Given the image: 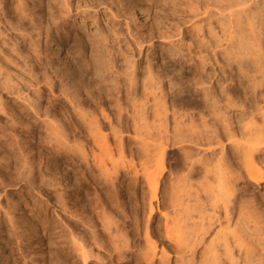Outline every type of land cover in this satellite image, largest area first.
<instances>
[{"label":"rangeland","instance_id":"obj_1","mask_svg":"<svg viewBox=\"0 0 264 264\" xmlns=\"http://www.w3.org/2000/svg\"><path fill=\"white\" fill-rule=\"evenodd\" d=\"M48 1L50 4L53 3L54 6L53 15L57 16L58 8L56 7L55 1L44 0L46 6L48 4ZM261 1L262 0L259 1L257 0L258 3ZM2 2L5 3L7 9H4L2 6L3 4H1L0 6V102L2 106L0 107V264H185L184 260L186 259L187 261L188 258L186 257L185 259H183L185 254H186L185 256L189 255V259H190L189 263L202 264L203 261L208 260L209 257H210L209 260H211L212 258L211 256L203 255V253L208 254L207 253L208 250H206V248L209 245L207 242H211V241L213 242V238L217 237L216 235H218L219 238L220 235L222 236L224 233L227 232L228 229L230 231L233 227H234L233 228L234 231L233 230L232 231L235 233V229L238 226V225L237 226L234 225V224H238L235 221L238 220L239 217L242 218L247 211H250L249 214L251 215L252 213L251 211L253 209L254 213L257 215L256 217L254 216L255 220H258L257 217L261 215L260 219L261 220L263 219L264 222V178L263 181H260L258 183L251 182L249 177L244 173V171H241V169L243 168L240 167L243 166V163L242 162L239 163L238 160H236L235 162L230 155H229L230 160L232 159L233 161L229 160L228 169L229 172L232 171L233 169L232 171L233 173L226 174L224 172V174L221 175V179L225 174L228 175L227 176L228 178L230 177V175H232L233 180L231 181L230 180L231 177H230L228 179L230 180V182L227 181L229 183H232L230 186H228L229 188L232 187L231 189L232 191H230L232 192L231 194L232 197L229 194L230 189L228 187H227L228 193L225 192V194L227 193L230 195V197H227V195L225 197L232 198L230 199L231 201L229 204L231 207L228 205L229 202L228 203L224 202V204L226 203L228 205L227 209L231 208L233 210L231 212V209H228L229 212H227L228 214H226L225 216L224 213H226V211L225 212L223 211L224 205L222 201H227V199L224 198L225 200H222L220 203V199L219 200L217 199V197L219 198V196L216 197V195H219L218 193H224V192H220V190L222 191V188L221 186L219 187V184L217 183V182L221 183L224 180V178L222 180L220 179L221 182L216 180L217 178H215L216 171L214 167L219 168L221 164L218 165L219 162L218 161L217 164H215L216 162L214 163L215 166L213 165V163L210 165V163L216 159V155L218 154L219 149L216 150L217 147L212 151L214 153H211L215 155L214 156L215 159H214V157L211 155L208 157V155L210 154L208 152L210 151L207 150V147L205 145L202 146L201 143L194 144L196 142H192L191 140L187 139L188 142L190 141L189 143L192 144V145L189 144L190 145L189 146L187 145L188 144L187 140L184 141L185 144L182 143L183 142L182 141L180 142L181 144L178 143V145L174 144L175 142H173L172 144L168 141L169 145L170 144L171 145L166 146V152L164 153L165 155L163 156L164 158L162 159L164 163L162 164L161 162L162 165L159 164L160 162L156 163V161H158V157L156 161L155 160H152L153 162L150 161L151 159H153V156L151 158V154L153 151L151 148L153 147V145L155 147V145L157 144L156 142L159 140L158 138L156 140V137L160 136L159 134H161L160 132H162L163 130L162 129L163 125L160 126L156 125L157 126L156 127L157 132H156L155 125L151 124L153 122L151 121V117L153 120L156 119V123L154 120L153 124H158L157 119L159 117L158 115H156L157 114L156 112L160 110L158 104H162V101L158 102L157 100L158 95L155 93L160 92V94L161 93L164 94V98H163L165 104L164 107L165 109H167L166 111L167 118L165 122L166 124L165 127L166 128L168 127L167 130L170 129V132L168 131L169 135H171L172 132L174 133L173 129L175 127L176 128L180 127L179 128L180 133L184 134L187 137L189 135L188 133H190V129H189L190 126L192 127V130H196L198 128L199 125L198 114L200 113V109L202 110L199 101L200 94L198 92L194 93L193 90L194 86L191 85L192 82V78H191L192 75L190 74L191 68L188 69L187 66L190 64L198 63L199 50L202 49L204 51V49L201 48L202 43H199V40L195 35L196 30L191 25L192 22L189 21L188 19V15L190 14L188 12V7L185 4H183L181 0H165V1L155 0V4H153V7L151 8L141 9L142 11L134 8L133 9L134 16L131 13L129 15L122 11L123 0H70L69 12H67L66 15L64 16L66 19L65 20L66 24L62 26L61 25L57 26V29H55L54 23L48 24L51 23L52 21V17L50 18V16H52L51 15L52 11L48 6L47 7L44 6L43 9L41 10L42 12H40L39 14V16L42 15L40 17V21L43 20L41 21L42 24L39 22L40 23L39 25L37 22L35 24L36 25L38 24L39 26L36 27L35 25L34 27L33 22L28 21L27 19H23V20L19 19L17 12L13 8L14 7L13 0H2ZM25 2L27 7L29 6L32 8V0H25ZM261 4L262 5H260L259 3L260 7L258 8L263 7L262 9L264 10V6H263L264 0L262 1ZM211 18H212V22L216 20L214 16ZM19 22L23 23V26H21V28L12 27V25L17 24ZM60 22H61V18H58L57 23L62 24V22L61 23ZM47 24L51 28H53L50 29L49 31L51 32L53 31V32L52 33L50 32V34L52 35L50 41L48 39V41L46 42L43 38V31L41 30H44L42 27L43 25L48 26ZM214 24L217 25L216 22L213 23V25ZM30 25H32L33 27H31ZM62 27H67L68 29L76 30V33L78 32V34L83 40V43L85 44L84 49L87 52V54H90L89 51L97 52L101 49V54L103 53L102 54L104 57L103 61L105 60L104 64L106 65V67L103 64L102 66L100 65L99 67H103V66L105 67V68L103 67L100 71L99 69H97L99 68L97 67V65H99V62L98 63H96L95 61L93 62L92 58H90V62L87 65L85 63L82 62L80 63L76 61L77 60L76 58H72L75 53L73 52V49L70 50L68 48L70 45L69 41L71 37L70 34L69 35L64 34V30L62 29ZM33 28L40 29L38 30L40 32H38L37 29H35V31L37 33H40L39 44L43 49V51L45 50L44 52L47 53L45 54L48 55L47 57L49 58L48 59L49 62H46V60L43 58H39V59L36 58L37 59L36 60L34 58L35 54H32V51L30 50L31 46H29L28 44L29 43L28 40L30 36L29 34H27V32L31 33L32 31H34ZM219 28L220 26L217 25V27L215 28L216 33L219 31L221 32ZM204 29H206V27H204ZM98 30L101 32V35L105 37V40L103 41L102 47L96 46V48L94 49L95 46L93 47L92 46L93 44L91 42L98 37L96 36L99 33ZM34 32H32L31 34H34ZM205 32H206L205 34L208 33L207 30H205ZM91 33L92 36L95 35L93 37V40ZM210 35L211 33L205 36L209 37V40L211 38L214 41L215 39ZM42 49H40V51H42ZM221 51L222 49L220 50L221 54L219 53L218 55V57H220L218 58L220 62L219 61L215 62L213 58H209L208 63L206 64V66H204L206 68V71H204L205 73L202 71V73L205 75L207 72V74L210 75L212 79L216 75H218L219 77L222 74V76L220 77H223L224 75H225L224 77H226L227 75H229L228 73L230 74L232 73L233 78L239 77L240 80L245 81L246 78L244 77V74L236 70L235 62L234 63L232 62L230 66L233 67V71L230 70L228 63H226L225 61L226 56L224 57L223 55L225 54ZM93 52L92 54H96V52L95 53ZM42 53L40 55L38 54L39 57L44 56V54L42 55ZM69 53H71L72 55ZM74 56L76 57V54ZM68 58L69 59L71 58L72 61L71 59L69 61ZM128 58H133L136 61V68H135L136 78H135V84L133 86H129L128 83L129 81L126 78L127 72L129 70L127 66ZM189 58H192V60L189 61L188 60ZM71 62L73 64H71ZM62 63L67 64L68 68L66 67V65H61ZM58 64H60V66ZM79 65L80 67L78 68ZM90 65H92L91 67L93 69L90 67ZM69 66L71 67L70 69ZM82 66L84 68H82ZM72 68H74L73 69L74 71L72 70L74 73L71 72ZM148 68L150 70H148ZM66 69L69 70L66 71ZM196 70H199V68H197ZM223 71H225V73H223ZM42 72L46 74H42ZM198 72L200 73L201 69ZM198 72H194L196 78L200 76L201 77L204 76L201 73L200 76H198L199 75ZM54 74L59 75L60 78L59 79L55 78ZM44 75L46 77L43 78ZM7 78H9V80ZM150 78H152L154 81ZM7 80L8 82L9 81L11 82L7 83L6 82ZM150 80L152 82H149ZM5 82L9 85H7ZM92 82L94 85L91 84ZM155 83L159 86L158 88L153 87L155 86ZM187 84L189 87L187 86ZM4 85H6L7 87ZM75 85L76 87L78 86V88H76ZM72 94L74 96H72ZM113 95H114V99L112 97ZM131 95L135 97L133 99L135 102L132 100L133 97ZM70 96L71 99L75 97L73 101L77 99L80 101L79 102L77 100L76 103L78 104L79 102V107H81L82 111L85 109L82 112L83 115L80 112L79 114L77 113L79 109L76 110L74 109V107H72L70 103L71 102ZM115 96L119 97L120 109H118L117 106H115ZM34 97H36L35 100L33 99ZM28 98H30L32 102L29 101ZM189 98H192V100H189ZM243 98L244 96L240 95V99L243 100ZM154 99L157 100L156 104ZM33 101L39 103V107L40 109H42V111L48 110L47 113L49 114L51 112V115L49 117L52 120L48 118L47 121L44 118L46 125L44 124V122H42V118L44 116L42 117L34 116L35 114L31 111L30 105L35 103V102L33 103ZM192 101H194L195 104H193ZM136 104H137L136 108L138 107L141 108V106H143L144 111H141L142 109L141 108L139 109L140 112L137 113L136 112L137 109L135 108L134 110V107H132L133 105L135 106ZM190 104L193 105L194 108ZM155 106L156 108H154ZM99 108H101V110ZM191 109H194L193 112ZM102 110L105 111V112L103 111L104 113L102 112L103 114H101ZM186 110H188L189 113L192 112L190 113L192 116L191 117L192 123L189 121V119H187L186 115H183L181 117L178 116L179 113L188 112ZM134 111L141 117L146 118L147 123L145 119L141 120L142 118L139 116H138L139 118H136L135 120L137 125L134 122H132V120L135 117L133 113H132L133 115L130 114L131 112ZM152 111L153 114L155 113L157 118H155L156 116L152 114ZM53 115L54 117H51ZM152 115L155 117H153ZM130 116H133L134 118ZM53 118H55L54 120L55 122H57V123L54 122V125L56 124L55 127L59 125L58 129L56 128L52 129L53 127H49L50 126L49 119L51 121H54ZM116 118L120 119L119 121H122V123L124 122V124H122L121 127H119L118 124H116V121L118 120ZM109 120H111L113 124L115 123V125L113 124L112 125L114 128H116V130L117 127L118 130H122V132L120 131L122 135L118 133V135H120L123 139L122 141L123 144L119 147V149L121 147L123 148L122 153H118L116 150L118 149L117 146L119 145L114 144V142H116L115 141L116 139L113 140V138L115 137L113 135L111 136L112 133L110 131L111 129L108 128V126L110 125L109 122H111ZM96 121H98V124ZM138 121L139 124L137 123ZM141 121H144L145 124L144 122H142L141 125ZM158 121H160L159 122L160 124L161 120L159 119ZM172 122H174L173 124L175 125L171 126ZM93 123L97 124L99 128L101 127V129L103 127L102 130L100 129L101 133L99 131L101 135H103L104 132H107L106 134H104L107 135L106 138H108L107 139L108 143L107 142L106 143L107 145L109 144L108 145L109 147L106 150H105V146L102 145V142H105L103 136H100L99 133L96 134L95 131L97 132V130H95L94 132H92L93 129L87 130L90 127L93 128L92 127V125L94 126ZM133 124L136 127L138 125H141L138 127L139 128L141 127L142 129L139 130L137 128V132H136V134H140V135L142 134L141 138L143 137V135L145 136L141 139L140 136L138 135L141 141L137 140L136 138L137 135H135V131H134L136 127H134L135 129H133L134 126ZM178 124H180V126H177ZM143 125H148V126H146L145 128V126ZM149 125L151 128L152 126H154L153 127L154 129H151ZM147 127H149L148 129H150L151 131L148 130ZM144 128L146 130L145 131L146 134L143 131ZM55 129L58 130V132H60L62 135L60 133L58 134L56 133V135L58 136L57 137L55 135V132L54 133L51 132L52 130L56 131ZM158 129L160 132H158ZM185 129L187 130L186 131L187 133L185 132ZM199 129L200 127L197 129V131H199ZM90 130L92 133H89ZM181 131L185 133H182ZM155 132L158 134L157 136L155 135L156 137L152 135V133L154 134ZM60 135L62 136L63 139H61ZM161 135H163V132ZM53 136H55L56 138H54ZM65 137L67 141L65 140V142H63ZM151 137H152L153 145H152V141L148 140L151 139ZM59 139H61V141ZM154 139L156 140L155 142L156 144L154 143ZM71 141L74 144V146L69 145V148H67L68 144H70ZM223 141L224 143L226 142L225 140ZM58 142H60V144ZM62 143H65V146L67 144V146L65 147L64 144ZM140 144L142 145L141 147ZM149 144L152 145V147ZM182 145L183 146L185 145V148ZM195 145L197 146L195 147ZM225 145L229 146L227 142L225 143ZM70 146L72 149L70 148ZM103 146L104 149H102ZM181 146L185 150L181 148ZM186 146L188 147L187 149ZM196 148L198 151L196 150ZM153 149L155 150V148ZM183 150L185 153L183 152ZM195 150H196V154L198 155H195ZM202 150L203 151L205 150L206 152L205 151H204L205 153L201 152ZM226 150L227 153L229 154L233 152L232 147L230 148L226 147ZM119 152H121V149ZM154 152L153 154L157 155V153ZM191 152H193V155L190 156V154H192ZM197 152H200L201 154ZM215 152L217 154H215ZM202 154L203 155L205 154L206 161L208 160L207 162L205 161V159L203 160L204 156ZM188 155L189 157H191L189 158L190 162H184L183 160L189 161ZM22 156H24V158ZM183 156L184 157L187 156V157L183 159ZM201 156H203L201 158L202 160H200V162H197ZM194 158H196L197 161L194 160ZM262 158L263 160L260 163L255 165L252 164V172L258 173L262 170L264 171V154ZM154 159H156V157H154ZM23 161H26L27 163L25 162L26 164L22 165ZM98 161L100 162V164L98 163ZM101 162L103 164L102 166H100ZM143 162L148 165L145 164L142 165ZM154 162L155 164L160 165L159 167L160 169L158 168V170L159 171L161 170V172L156 173L157 175L158 173H160L159 176L157 175L154 176L155 177L154 179L158 181L157 184L155 181L156 186H154L157 188L156 190L153 189L151 191V188L149 187L148 184L150 176L148 175L147 178V174L151 173L152 175L153 172L155 173L156 171L155 167L156 166L158 167L159 165H154ZM202 163L206 164L205 166L207 167L208 172L211 170L210 167L214 168V169L212 168L211 171H215V172L214 173L212 172L211 175L212 176L214 175L215 179L213 177L208 178V181H210V179L211 181H213L212 179H214V181H217L216 185L215 183H213L212 185L211 181H210L211 184H209V182L207 181V177L211 176L209 175L211 172L208 173L205 170L206 167L203 166L204 164ZM230 163L232 165H230ZM237 165H239L240 167H238ZM143 166H146L147 168L144 167L145 168L144 169ZM161 166H163V171L161 169ZM188 166L189 168H191V171L190 169L187 168ZM202 166L205 168H203ZM231 166H233L232 169ZM101 167H103L102 169L104 170L108 169L107 172L104 171L106 172L104 173L103 171H101L100 169ZM235 168L236 169L238 168L239 171L237 169V172H235L234 174V171H236ZM203 169L205 170V172ZM221 169H224L223 171L227 170L226 172L228 173V169L225 168V166L222 165ZM26 170L28 171V173ZM145 170L147 173L145 172ZM108 171L110 172V174L108 173ZM223 171L221 170L222 173ZM186 172H188L189 175L185 174ZM107 173L109 175H106ZM236 173L241 174V176L237 177ZM201 174L204 175L201 176ZM110 176L112 178L113 177L116 178L112 179ZM173 176L174 179L172 178ZM181 176H183V178L184 176H187V181L185 179L184 182L182 178V182H181V179H179ZM152 178L153 177H151V179ZM110 179L112 180L110 181ZM177 179H179L180 181L177 182ZM204 180L208 182L209 188L207 189H206L207 183L204 182ZM225 180H227V178ZM153 183L154 182H152V185H154ZM196 183H202V186L201 184L198 185L200 186L199 187L200 190L196 187L197 186ZM204 183H206V185L203 186ZM224 184L225 183H223V185ZM172 185H176L174 186L176 189H174ZM215 186L219 187L220 190ZM214 187L217 188L218 190H216ZM225 187L226 186H224V189ZM61 188H63V193ZM172 188L174 189L173 192H172ZM194 189L197 191H195ZM203 189H205L204 192L206 190L207 192L203 193ZM175 190L176 192L179 191L177 192V194L183 193L184 194L183 197H185V195L187 197L186 198L181 197L182 194L181 195L178 194L177 197V194H174ZM215 190L218 192L217 194L215 193ZM108 191L109 194L111 193L110 196L108 195ZM153 192L156 194L155 198ZM196 194H201L202 198L206 199V201L202 202L201 200L203 199L200 198L201 197L200 195H198L199 199L196 198L197 197ZM61 195L65 197L63 198V200L61 198ZM221 195L222 194H220V196ZM114 196L116 197L115 199ZM214 196L218 200V202H216ZM222 196L220 198L224 197ZM105 197H109V198L106 199ZM117 197L118 200H116ZM168 203H171V205ZM177 204L185 207V208L182 207L183 211L182 209H180L181 206L177 208L178 207ZM189 204L190 205L193 204L194 209L197 210V212L202 213V215L200 213L194 214L193 213L194 209H192L193 211L191 212L192 206H190ZM209 204L211 206H213L214 204V206H216L217 209L215 207L211 208V206L208 208ZM220 204L222 205V207H220L221 206ZM150 205L152 207V210L149 209L151 208ZM169 205L171 207L173 205L174 208L173 207L171 208ZM232 205L234 207H232ZM251 205H253L254 208L256 207L257 212H255L256 210L252 208ZM257 205L259 206V208ZM203 206L204 208H202ZM165 207L166 208L170 207V208L166 209ZM238 208L239 209L243 208L241 209V214L239 213L240 210H238V216L239 214L241 215L239 217L235 215L237 213ZM246 208H248L249 210H246ZM184 209L185 212L187 210L186 213H188L189 210L190 212L189 216L191 217V220L196 221L195 217L199 220H197L196 222L191 221L187 214L186 215L188 216V218L187 217L185 218L186 215H180L179 211L182 214L184 212ZM244 209L246 210V212H242V210L245 211ZM258 209H260L262 212L258 211ZM174 210L177 212L172 213V215H168V216L166 215L167 218L170 216L169 220L167 221L163 220V217H165V215L163 216V214L165 212L167 213L170 212L171 214V212H173ZM200 210L204 211V213L201 212ZM210 210L211 212L213 210L214 213L213 212L211 213ZM259 212L261 213L259 214ZM34 214L36 216H38L39 214L45 215V219L47 220V222L45 223V227L47 228L46 232L45 231L43 232L40 229L38 223L35 222L32 218H30V215H34ZM212 214L214 215L211 217ZM247 214H245L246 216H244L242 219L239 218L238 221L240 222L241 226H242L241 223L242 220L244 221V219H247L245 220V222H243L245 224L246 222L248 223L250 217L253 219L252 215L251 216L249 215L248 217ZM35 215L33 216V218L35 217ZM179 215L182 218L184 216L186 220L184 221L183 218V221L185 222V226H187V224L189 226L190 221L192 224L195 223L193 224L194 226L192 227L190 226L189 228L187 227L189 230L193 231L194 229L193 227L197 225L196 228L200 227V229H202L204 232L206 231L205 234L204 232L201 233L202 230H200L199 228H198L199 230L195 228L196 231L195 230L194 231L197 233L198 230L199 233L197 234L200 235L197 236L196 233H194L196 236L194 235L193 237L191 231H189L190 233H188L187 232L188 230L185 231L182 228L183 227L182 225L184 224L183 223L181 224L182 220L180 221L179 218L181 217H178ZM207 215H209V217ZM205 216L207 217L205 218ZM236 216L238 218H236ZM147 218L149 220H147ZM34 219H36V217ZM172 219L174 220V223H172V225H174L173 228L170 227L171 222L173 221ZM252 219L251 222L249 220L250 222L249 225H246L247 224L246 223L245 225H243L244 226L243 228L246 229V226H249L247 228H250V226L256 222L253 221L254 219L253 220ZM260 219L258 221L262 223ZM198 221L202 224V228H201V224ZM207 221L208 223H210L211 221L210 223L211 225L210 224L208 225ZM167 222H169L168 224L170 226L165 225L167 224ZM260 222H256L259 223L256 225L257 227H255V224L253 225L254 229L257 228V230L255 229L256 232L259 233L261 231L259 234H261L262 231L264 230V225H262L264 223L261 224ZM66 224L67 226H65ZM218 224L219 225L221 224L220 228H218ZM260 224L262 225L263 228L261 227ZM164 225L165 227L172 228V230L175 229L176 232L172 231V233H176L181 241L183 240V238L185 239V241L188 239L187 240L188 242L187 241L186 242L190 247L188 248L190 250L192 249L191 254L190 253L188 254L190 250L187 251L186 250L187 248L183 249V246H181L182 244L184 245L183 241L181 242L182 244L180 245L178 244L180 241L178 243L173 241L174 236L176 238L175 234L171 236L173 237L172 239L171 237L169 238L170 236L169 234H168L169 239L165 238V236L167 237V234L165 235L166 232L164 233V230H166ZM228 225L229 227H227L225 232L224 228ZM259 225H260L259 229L262 228V230L260 231H258ZM67 227H69L71 231H73L74 234H76V237L78 236L81 239L83 238V241H85L86 248L90 250L89 255H87L85 259L82 258V256H80L77 251L72 249L70 237H68V234L66 233V230L68 231L69 229ZM145 228H147V230ZM144 229L146 230V234H144L145 233ZM219 229H222V232L224 231L223 234H221L220 231L216 235L209 236L213 234L212 231L214 230L219 231ZM254 229L253 230L251 229L252 231L246 229V231L247 230L251 231L250 237L249 235L245 236V233H248L249 231L240 232L242 235V236L240 235L242 237L240 239L247 240V241L243 240L244 242H246L244 246L245 248L249 247L250 249H252L251 247L253 244H251L250 247L249 243L251 241L249 240L253 237L254 234H256L255 237L258 234L253 232L255 231ZM215 231L214 233H216ZM236 232L239 233L238 229H236ZM234 233L230 235L232 236L237 235V233L236 234ZM251 233L254 234L251 236ZM146 235L151 240L150 241L151 243L154 242L153 243L154 245L151 248L153 251L151 253H153L154 256L153 255L151 256L150 254L149 258L147 257L145 252L151 251L149 250L151 243H148L149 247L147 246V242L145 243V241L148 239V238L146 239L147 237ZM238 235H237V239H238ZM262 235L264 237V232L262 233ZM262 235L260 236L261 238ZM232 236H230V239L231 240L234 239L232 240L233 242L229 239V236L228 237L226 236L228 238L227 241L229 240L228 241L229 243L228 242L227 243L230 246L231 245L230 242L232 243L235 242L234 244H232L233 248L230 246V248L232 249L231 251L233 253L234 252L236 253L238 251L241 255H239L238 252L237 254H234L233 256L235 257V259L233 257L232 260H229V264L230 263L232 264V262H234V264L236 262H238V264H264L263 241L262 243L261 242L259 243V245L261 244L260 246H262L261 248L260 246H258V242L260 241L259 238L253 237L251 239L253 241L251 243H254L253 249L255 250L256 248V250L257 249L258 250L257 251L255 250L256 251L255 252L252 249L251 252L250 250L247 251L248 248L246 250L243 248L244 250L242 251V245L244 244V242H241V244L237 246V244L240 243V241H238L239 239L235 240L236 238H231ZM190 237H192L193 239L196 237L200 239L203 238L201 240L196 239L198 242L200 240L202 243L200 242L201 244L198 243L197 245L196 244L197 241H195L194 243L190 244L189 242L193 241V240L189 241L191 239ZM209 237L210 238L213 237L212 240ZM224 237H222V239H225ZM124 238L125 240H123ZM204 238L206 239L208 238L210 239V241ZM218 238L216 239L214 238V242L216 240L221 241V237L219 239ZM263 239L264 238H262V240ZM132 240L134 243L132 242ZM124 241L126 242V244H124ZM170 241L174 243L172 244L170 243ZM220 241H216V244L214 242L213 243L211 242V244L209 243L212 246H214L213 244H215L216 246V247L214 246V249L216 248L215 252L217 251V249L219 252H221L224 249V248L222 249L223 245L220 243ZM236 241H238V243H236ZM255 242H257V244ZM175 243H177L183 249L181 250L182 252L179 251V246L176 247L178 249L176 250V252H174L175 246H177ZM187 243L184 245V247L187 246ZM193 244L195 245V247ZM218 244H220L221 250L217 248L219 247ZM169 245L171 246L175 245V246L170 248ZM191 245H193V247H191ZM239 246H241L240 247L241 249L239 248ZM161 248H163L164 252L165 250L166 253L168 252V254L164 253L166 256L168 255V258L163 257L159 259V256L161 255L160 253H162ZM203 248H204L203 250L204 252L201 251ZM185 250L187 251V253L185 252ZM198 250L201 251L202 253H200ZM205 250L207 252H205ZM177 251L180 252L179 256L182 257L180 259H182L183 262L179 259L178 255H175L177 254ZM244 251L248 252V254ZM143 253L145 254V256H143L144 255ZM181 253L183 256H181ZM192 253H195V255H193ZM224 253L225 252L222 251L220 253L221 254L220 256L219 254H215L217 258L216 260L213 259V261L215 260L214 263L216 262L215 264H218L217 262L219 260L218 258H220L221 260L222 257L223 258L226 257L223 256L226 254ZM250 253L253 254L255 253V255L253 256L251 254L252 255L251 256ZM256 253H258L259 255L263 254L261 256L263 257V259L259 255H256ZM190 255L193 256V258H191ZM217 255L219 257H217ZM162 256L163 255H161V257ZM176 256L178 257L179 260L177 259ZM198 256L204 258L206 257L207 259L204 260V258H200ZM248 258H251L252 260L250 261L249 259L247 263L245 260L246 259L248 260ZM260 258L263 261L259 260ZM201 259L203 261H201ZM225 259H222L223 260L222 262L228 264ZM228 259L229 258H227V260ZM209 260L206 262L207 264ZM213 261L211 260L210 264L211 262L213 263ZM219 262L220 264H222L221 261Z\"/></svg>","mask_w":264,"mask_h":264},{"label":"bare ground","instance_id":"obj_2","mask_svg":"<svg viewBox=\"0 0 264 264\" xmlns=\"http://www.w3.org/2000/svg\"><path fill=\"white\" fill-rule=\"evenodd\" d=\"M14 1V10L17 12V14H18V16H19V19L20 20H23V19H27L28 21H31V22H33V25H34V27H35V23H37L38 22V24L40 25V23H41V21H43V20H41L40 21V17L42 16V15H40L39 16V14H40V12H42L41 10L43 9V7L44 6H46V3L44 2V0H32V8L31 7H27L26 6V2H25V0H13ZM53 1H55V4H56V7L58 8L57 9V16L56 15H53V3L52 4H50L49 3V1H48V4H47V6L48 7H50V10L52 11L51 12V15L52 16H50V18L52 17V21H51V23H48V24H55V29H57V26H62V25H65L66 24V19H65V15H66V13L67 12H69V6H70V0H53ZM165 1V0H164ZM182 1V3L183 4H185L187 7H188V12L190 13L189 15H188V19H189V21H191L192 23H191V25L194 27V29L196 30V37H197V39L199 40V43H202L201 44V48H203L204 49V51L202 50V49H200L199 50V61H198V63H196V64H190V65H188L187 67H188V69L189 68H191L190 69V74L192 75H190L191 76V78H192V82H191V85L192 86H194L193 88V90H194V93H196V92H198L199 94H200V105H201V107H202V110L200 109V113L198 114V113H196V114H198L199 116V125H198V128L200 127V129H199V131H197V129L196 130H192V127L190 126L189 127V129H190V133H188L189 135L186 137L184 134H181L180 133V131H179V128L180 127H175L174 129H173V131H174V133H176V134H174L173 132H172V134L171 135H169V132H170V129L169 130H167V128L165 127L166 126V124H165V122H166V118H167V116H166V111H167V109H165V104H164V100H163V98H164V94L163 93H161L160 94V92L159 93H155V94H157L158 96H157V100H158V102L159 101H162V104H158L159 106V109L160 110H158V112H156L157 114L156 115H158V119H157V123L158 124H153V122H154V120H155V123H156V119H152V117H151V121H153L151 124L152 125H155V131H156V125H163V130L162 129H160V130H162V132H163V135H161L162 134V132H160L159 131V129H158V132H160L161 134H159L160 136H157L158 134L155 132L154 134L152 133V135H156L155 137H156V140H157V138L159 139L157 142H156V140L154 139V143L156 144L155 145V147H154V145H153V141H152V137H151V139H148V140H151L152 141V145H153V147H152V145H150L152 148V154H153V152L154 151H156V152H154V153H157V155H155V154H151V158H152V156H153V159H151L150 161H152V160H157V157H158V161H156V163H159V164H161V162H162V164L164 163L163 162V156L165 155L164 153L166 152V146H170L169 145V143H168V141L170 142V143H172L173 144V142H175L174 144H177L178 145V143H180V142H182V143H184V141H186L187 139H189V140H191L192 142H196V143H194V144H197V143H201L202 144V146L203 145H205L206 147H207V150H209L210 152H208V153H210L209 155H208V157L211 155V156H215L214 154H211V153H214V152H212L216 147H217V149L216 150H218V154L215 152V154H217L216 155V159H215V157H214V159L215 160H213V162H211L210 163V165L213 163V165H214V163L215 164H217V162H218V165L219 164H221V168H222V165L223 166H225V168H229V160H230V156L232 157V159L236 162V160H238L239 161V163L240 162H242L243 163V166H241L240 164V166L239 165H237L238 167H240V168H243V169H241V171H244V173L249 177V179H250V181L251 182H255V183H258V182H260V181H263V178H264V171L262 170V171H260V172H258V173H254V172H252V164L253 165H255V164H258V163H260L262 160H263V154H264V10L262 9V8H258V7H260V5H262L261 3H262V1L261 2H259L260 3V5H259V3L257 2V0H181ZM259 1V0H258ZM1 4H3L2 6H3V8L4 9H7L6 8V5H5V3H3L2 2V0H0V6H1ZM54 4V5H55ZM153 4H155V0H123V4H122V11L123 12H125V13H127V14H129L130 15V13L134 16V12H133V9L134 8H136V9H138V10H141V9H147V8H151V7H153ZM46 6V7H47ZM263 6H264V4H263ZM45 7V8H46ZM2 8V9H3ZM56 11V10H55ZM136 11V10H135ZM142 11V10H141ZM140 11V12H141ZM49 12V11H48ZM50 13V12H49ZM48 13V14H49ZM45 14V13H44ZM44 14H43V16H44ZM215 17L216 18V20L215 21H213L212 22V18L211 17ZM42 18H44V17H42ZM41 18V19H42ZM49 18V19H50ZM58 18H61V22H62V24H59V23H57V19ZM210 18H211V20H210ZM47 19V18H46ZM46 19H45V21H46ZM48 21H50V20H48ZM40 22V23H39ZM56 22V23H55ZM60 22V23H61ZM216 22V24L217 25H219L220 26V28H219V30H221V32L219 31V32H217L216 33V27H217V25H213V23H215ZM30 24V23H29ZM32 24V23H31ZM36 25V27H38L39 25ZM42 24V23H41ZM47 24V25H48ZM18 26H20V27H18ZM21 26H23V23H21V22H19V23H17V24H14V25H12V27H17V28H21ZM31 27H33L32 25H30ZM54 26V25H53ZM69 26V25H68ZM216 26V27H215ZM42 27V26H41ZM204 27H206V29H204ZM44 30H41V31H43V38H44V40L47 42L48 41V39H49V41H50V39L52 38V35L50 34V32L51 31H49L50 29H53V28H51L49 25L48 26H45V25H43V27H42ZM41 28V29H42ZM30 29H32V28H30ZM34 29V28H33ZM35 29H37V28H35ZM35 29H34V31H35ZM62 29L64 30V34L65 35H69L70 34V37H71V39H70V45H69V49L71 50V49H73V52L76 54V57L73 55V57L72 56H70V57H72V58H76L77 60L76 61H78V62H82V63H85L86 65L90 62V58H92L93 59V62L95 61L96 63H98L99 62V65H97V67H99L100 65L102 66V64L103 65H105L104 64V61H103V53L101 54V49L99 50V51H95L96 52V54H92V52L93 51H89L90 52V54H87V52L85 51V49H84V43H83V40H82V38L80 37V35L78 34V32L76 33V30H72V29H68L67 27H62ZM218 29V28H217ZM29 30V29H28ZM38 30H40V29H37V31ZM205 30H207V32L210 34L211 33V37H213L215 40L213 41V39H211L210 38V40H209V37H206L205 35H209L208 33L207 34H205L206 32H205ZM34 31H32V32H34ZM56 31H58V30H56ZM99 31V30H98ZM97 31V32H98ZM31 32V33H32ZM36 32V31H35ZM35 32H34V34H35ZM38 32H40V31H38ZM53 32V31H52ZM51 32V33H52ZM63 32V31H62ZM94 32V31H93ZM96 32V33H97ZM31 33H28L27 32V34H29V40H28V44H29V46H31V51H32V54H35V56H34V58L36 59H39V58H43V59H45L46 60V62H49L48 61V55H46L47 53L46 52H44L43 51V49L41 48V46H40V44H39V42H40V38H39V36H40V33H37L36 32V34L34 35V34H31ZM58 33V32H57ZM25 35V34H24ZM94 35V34H93ZM58 36V35H57ZM91 36H92V33H91ZM95 36V35H94ZM94 36H92V40H93V37ZM96 36H98L95 40H93L91 43L93 44L92 46L94 47V49L96 48V46H103V41L105 40V37H103L102 35H101V32L99 31V33L96 35ZM54 38V37H53ZM207 38H208V40H207ZM223 42H224V44H223ZM68 46V45H67ZM93 47H92V49H93ZM100 47V48H101ZM219 48H220V50L222 49V51L221 52H223L225 55H223L224 57L226 56V63H228V66L230 67L231 66V63L233 62H235V64H236V70L238 71V72H240V73H243L244 74V77L246 78L245 79V81H242V80H240V78L239 77H236V78H233L232 77V73L230 74V73H228L229 75H227L226 77H220V76H222V74L218 77V75H216L215 77H213V79L211 78V76L210 75H208L207 74V72H206V74L204 75L203 73H202V71L204 72V71H206V68L204 67V66H206V64L208 63V61H209V58H213V60L215 61V62H217V61H219L218 60V58H220V57H218V55H219V53H220V50H219ZM40 49H42V51H40ZM45 49V48H44ZM87 50V49H86ZM97 50V49H96ZM68 51V50H67ZM43 52V53H42ZM72 52V53H73ZM95 52H93V53H95ZM42 53V55L44 54V56H40L39 57V55ZM46 53V54H45ZM39 54V55H38ZM69 54H71V53H69ZM221 54V53H220ZM72 55V54H71ZM89 55V56H88ZM69 57V56H68ZM106 58V57H105ZM36 59V60H37ZM43 59H42V61H43ZM69 59V58H68ZM71 59V58H70ZM70 59H69V61H70ZM225 59V58H224ZM189 61H191L192 60V58H189L188 59ZM221 60H222V57H221ZM41 61V60H40ZM71 61H72V59H71ZM92 61V60H91ZM109 61V60H108ZM75 62V61H74ZM93 62H91V63H93ZM106 62H107V60H106ZM128 63H127V66H128V72H127V79H128V83H129V86H133L134 84H135V78H136V74H135V68H136V61H135V59H133V58H128V61H127ZM220 62V61H219ZM218 62V63H219ZM40 63H42V62H40ZM90 63V64H91ZM225 63V62H224ZM225 63V64H226ZM69 64V63H68ZM71 64H73L72 62H71ZM84 64V65H85ZM59 66H60V64H58ZM57 65V66H58ZM61 65H66V67L68 66L67 64H61ZM75 65V64H74ZM78 65V64H77ZM77 65H76V68H77ZM83 65V66H84ZM227 65V64H226ZM56 66V67H57ZM73 66V65H72ZM82 66V68H84ZM92 65H90V67H91ZM80 67V65L78 66V68ZM86 67V66H85ZM88 67H89V65H88ZM94 67H95V65H94ZM96 67V68H97ZM104 67V66H103ZM103 67H99V68H97V69H99L100 71H101V69L103 68ZM105 67H106V65H105ZM104 67V68H105ZM62 68V67H61ZM68 68V67H67ZM71 67L69 66V69H70ZM75 68V69H76ZM92 68V67H91ZM90 68V69H91ZM197 68H199V70L201 69V74H203L204 76L203 77H201L200 76V73L198 72L199 70H196ZM65 69V68H64ZM69 69H66V71L67 70H69ZM74 68H72L71 69V72H73L74 70H73ZM81 69V68H80ZM93 69V68H92ZM63 70V69H62ZM73 70V71H72ZM79 70V69H78ZM89 70V69H88ZM95 70V69H94ZM106 70V69H105ZM148 70H150L149 68H148ZM230 70L231 71H233V67H230ZM45 71V70H44ZM77 71V70H76ZM99 71V72H100ZM55 72V71H54ZM71 72H69V73H71ZM81 72V71H80ZM98 72V71H97ZM103 72H104V69H103ZM149 72V71H148ZM147 72V73H148ZM192 72V73H191ZM194 72H198V76H200V77H197L196 78V75L194 74ZM69 73H66V74H69ZM74 73V72H73ZM205 73V72H204ZM223 73H225V71H223ZM42 74H46V73H44V72H42ZM100 74V73H99ZM102 74V73H101ZM71 75V74H70ZM69 75V76H70ZM153 75V74H152ZM61 76V75H60ZM68 76V75H67ZM2 77V76H1ZM44 77H46L45 75L43 76V78ZM54 77L55 78H60L59 77V75H56V74H54ZM71 77V76H70ZM103 77V76H102ZM152 77V76H151ZM154 77V76H153ZM54 78V79H55ZM77 78H78V76H77ZM149 78V77H148ZM5 79V78H4ZM8 80H9V78H7ZM57 79V80H58ZM72 79V78H71ZM75 79V78H74ZM150 79H152V78H150ZM6 80V79H5ZM4 80V81H5ZM8 80L6 81L7 83H9V82H11V81H9L8 82ZM45 80H46V78H45ZM153 80V79H152ZM154 81V80H153ZM188 81H190V80H188ZM5 82V83H6ZM149 82H152L151 80L149 81ZM6 83V84H7ZM67 83H69V82H67ZM92 85H94L93 84V82L91 83ZM90 84V85H91ZM7 85H9V84H7ZM11 85V84H10ZM71 85V84H70ZM152 85V84H151ZM153 85H154V82H153ZM4 86H6V85H4ZM66 86H68V85H66ZM187 86H188V84H187ZM191 86V87H192ZM7 87V86H6ZM70 87V86H69ZM72 87V86H71ZM75 87H76V85H75ZM87 87H88V85H87ZM90 87H92V86H90ZM89 87V88H90ZM153 87H155V88H158L159 86L155 83V86H153ZM185 87H186V85H185ZM189 87V86H188ZM187 87V88H188ZM66 88V87H65ZM68 88V87H67ZM76 88H78V86L76 87ZM75 88V89H76ZM94 88V87H93ZM187 88H186V90H187ZM37 90H38V88H37ZM66 90V89H65ZM158 90V89H157ZM77 91H79V90H77ZM191 91V90H190ZM73 92V91H72ZM192 92V91H191ZM67 94V93H66ZM70 94V93H69ZM154 94V95H155ZM160 94V95H159ZM109 95V94H108ZM193 95V94H192ZM197 95V94H196ZM240 95L241 96H244V98H243V100H241L240 99ZM25 96H26V94H25ZM24 96V97H25ZM37 96V95H36ZM38 96H39V94H38ZM66 96H68V95H66ZM72 96H74L73 94H72ZM118 96V95H117ZM132 96V95H131ZM156 96V95H155ZM191 96V95H190ZM23 97V98H24ZM113 97V99H114V95L112 96ZM133 97V96H132ZM69 98V97H68ZM75 98V97H74ZM74 98H72L71 99V96H70V100H71V105H72V107H74V109H76V110H78V114H79V112L80 113H82L83 111L81 110V107H79V102H78V104L76 103V101L77 100H75V101H73L74 100ZM135 97H133L132 98V100L134 99ZM194 98V97H193ZM29 99V101H31L32 102V100L30 99V98H28ZM34 100L36 99V97H34L33 98ZM155 99H156V97H155ZM154 99V101H155V104H156V101L157 100H155ZM195 99H196V97H195ZM26 100V99H25ZM136 100H137V98H136ZM189 100H192V98H189ZM134 101V100H133ZM187 101H188V99H187ZM35 101H33V103H34ZM135 102V101H134ZM133 102V103H134ZM166 102V101H165ZM183 103V102H182ZM192 103L193 104H195L194 103V101H192ZM141 104V103H140ZM189 104V103H188ZM199 104V103H198ZM81 105V104H80ZM172 105V104H171ZM191 105V104H190ZM189 105V106H190ZM2 106V104H1V102H0V107ZM31 106V111L35 114L34 116H38V117H42V116H44L43 118H42V122H44V124H45V120H47L48 121V118H50L49 116L51 115V112H50V114L49 113H47V111L45 110H43L42 111V109H40V107H39V103L37 102H35L34 104H31L30 105ZM115 106H117V108L118 109H120V105H119V97H116L115 96ZM136 106H137V104L134 106H132V107H134V110H135V108H136ZM141 106V105H140ZM157 106V105H156ZM156 106L154 107V108H156ZM167 106V105H166ZM192 107H193V105H191ZM190 106V107H191ZM79 107V108H78ZM157 107V108H158ZM170 107V106H169ZM200 107V108H201ZM142 108V109H141ZM141 108H136L137 110H136V112L137 113H139L140 112V110L139 109H141V111H144V109H143V106H141ZM168 108V107H167ZM189 108V107H188ZM194 108V107H193ZM195 108H196V106H195ZM2 109V108H1ZM45 109V108H44ZM47 109V108H46ZM83 109V108H82ZM100 110H101V108H99ZM170 109V108H169ZM41 110V111H40ZM154 110V109H153ZM156 110V111H157ZM189 110V109H188ZM188 110H186V111H188ZM192 110V112H193V110L194 109H191ZM104 110H102L101 111V114H103L104 112H103ZM103 112V113H102ZM135 111L134 112H131V114L130 115H133L134 114V117L133 116H130V117H132V118H134L133 120H132V122H134L135 124H136V122H135V120H136V118H139V117H141L140 115H138L137 113H136ZM155 112V111H154ZM192 112H190V113H192ZM198 112V111H197ZM89 113V112H88ZM128 113V112H127ZM130 113V112H129ZM133 113V114H132ZM141 113H143V112H141ZM140 113V114H141ZM189 113V111L188 112H184V113H179L178 114V116L179 117H181V116H183V115H186V117H187V119H189V121L192 123V116H191V114ZM195 113V112H194ZM193 113V114H194ZM42 114V115H41ZM49 114V115H48ZM152 114H153V111H152ZM81 115V114H80ZM82 115H83V113H82ZM136 115V116H135ZM153 115H155V113L153 114ZM152 115V116H153ZM155 115V116H156ZM106 116V115H105ZM139 116V117H138ZM155 116H153V117H155ZM51 117H54V115L53 116H51ZM44 118H45V120H44ZM108 118V117H107ZM142 119L141 120H146V123H147V119L146 118H143V117H141ZM155 118H157V116L155 117ZM51 119V118H50ZM49 119V124H50V126L49 125H47V126H49V127H53L52 129H54V128H56V129H58V126L57 127H55V125H54V122H55V118H53V120L54 121H51ZM109 119V118H108ZM116 119H118V118H116ZM161 120V123L159 124V122L160 121H158V120ZM120 119H118L117 121L116 120H114V121H116V124H118V126L119 127H121V125L122 124H124V122L122 123V121H119ZM140 120V119H139ZM198 120V119H197ZM57 121V120H56ZM109 121H111V120H109ZM108 121V122H109ZM169 121V120H168ZM196 121V120H195ZM97 122V124H98V121H96ZM142 122H144V121H141V125H142ZM47 123V122H46ZM55 123H57V122H55ZM94 123H95V121H94ZM93 123V124H94ZM110 123V125L108 126V128H110L111 130V136L113 135L115 138H113V140L114 139H116L115 141L116 142H114V144H117V145H119V146H117L118 147V149H119V147L123 144L122 143V141H123V139H122V137L120 136V135H118V133L119 134H121L122 135V133H120V131L122 132V130H118V127H117V130H116V128H114L113 127V125H115V123L113 124V122L111 121V122H109ZM108 123V124H109ZM138 124H139V121L137 122ZM174 122H172V124H171V126L172 125H175V124H173ZM196 123V122H195ZM97 124H94V126L92 125V127L93 128H88L87 130H89V129H93V131L92 132H94L95 130H97V132L95 131V133L96 134H98L99 133V131H100V133H101V130L103 129V127H102V129H101V127L99 128V126L97 125ZM113 124V125H112ZM144 124H145V122H144ZM167 124H168V122H167ZM188 124H189V122H188ZM46 125V124H45ZM53 125V126H52ZM100 125V124H99ZM134 125V124H133ZM132 125V126H133ZM137 125V124H136ZM141 125H138V126H141ZM151 125V126H152ZM184 125V124H183ZM182 125V126H183ZM193 125V124H192ZM46 126V127H47ZM136 127L135 125L133 126V129H135L134 127H136V129L134 130L135 131V135H137V140H139V141H141V139L143 138V137H145L144 135H143V137L141 138V136H142V134L140 135V134H136V132H137V128L140 130V129H142L141 127L139 128V127ZM143 126H145V128H146V126H148V125H143ZM142 126V127H143ZM177 126H180V124H178ZM194 126V125H193ZM48 127V128H49ZM116 127V126H115ZM149 127H150V125H149ZM149 127H147V129L149 128ZM154 126H152V128L151 129H154L153 128ZM174 127V126H173ZM188 127V126H187ZM145 128H144V133H145ZM196 128V127H195ZM55 129V130H56ZM101 129V130H100ZM119 129H121V128H119ZM178 129V130H177ZM46 130V129H45ZM48 130V129H47ZM50 130V129H49ZM139 130H138V132H139ZM148 130H150V129H148ZM182 130V129H181ZM184 130V129H183ZM57 131V132H56ZM56 131H54V130H52L51 132H55V135H56V133L58 134V133H60V132H58V130H56ZM104 131V130H103ZM126 131V130H125ZM151 131V130H150ZM153 131V130H152ZM169 131V132H168ZM172 131V130H171ZM187 130L185 129V132H186ZM91 132V130H90V132L89 133H92ZM149 132V131H148ZM154 132V131H153ZM182 132V131H181ZM185 132H182V133H185ZM189 132V131H188ZM53 133H51V134H53ZM99 133V134H100ZM107 132H104V134H106ZM140 133H141V131H140ZM150 133V132H149ZM148 133V134H149ZM187 133V132H186ZM48 134V133H47ZM50 134V135H51ZM61 134V133H60ZM86 134V133H85ZM103 134V133H102ZM101 135L100 134V136H103V138H104V140H105V142H102V145H104L105 146V150L109 147L108 145H107V139L108 138H106V136L107 135ZM109 134V133H108ZM146 134V133H145ZM151 134V133H150ZM62 135V134H61ZM60 135V137H61V139H63L62 138V136ZM138 135L140 136V138L138 137ZM187 135V134H186ZM57 136V135H56ZM66 136V135H65ZM98 136V135H97ZM151 136V135H150ZM54 138H56L55 136H53ZM58 137V136H57ZM63 137H64V134H63ZM67 137V136H66ZM66 137H65V139L63 140V142H65V140L67 141V139H66ZM154 137V138H155ZM52 138V137H51ZM53 138V139H54ZM103 138H102V140H103ZM124 138V137H123ZM139 138V139H138ZM61 139H59L60 141H61ZM93 139V138H92ZM96 139V138H95ZM145 139V138H144ZM49 140H50V137H49ZM48 140V141H49ZM52 140V139H51ZM56 140H58V139H56ZM137 140H136V142H137ZM223 140H225L226 142H227V144H229V146H226L225 145V143H224V141ZM138 141V142H139ZM151 141H150V143H151ZM46 142V141H45ZM70 142V141H69ZM107 142V143H106ZM187 142H188V140H187ZM190 142V141H189ZM188 142V144L187 145H189V144H191V143H189ZM59 144H60V142H58ZM73 143H74V140H73ZM72 143V141H71V143L70 144H68V147L67 148H69V145H71V146H74V144ZM105 143H106V145H107V147H106V145H105ZM140 143V142H139ZM62 144H64V146H65V143H62ZM61 144V145H62ZM138 144V143H137ZM181 144V143H180ZM185 144V143H184ZM58 145V144H57ZM60 145V146H61ZM93 145V144H92ZM101 145V146H102ZM192 145V144H191ZM63 146V147H64ZM66 146H67V144H66ZM65 146V147H66ZM71 146H70V148H71ZM104 146H103V148L102 149H104ZM142 145L140 144V147H141ZM183 146V145H182ZM181 146V148H185V145L182 147ZM190 146V145H189ZM197 145H195V147H196ZM111 147V146H110ZM116 147V146H115ZM124 147V146H123ZM140 147H139V150H140ZM199 147V146H198ZM197 147V148H198ZM226 147H228V148H230V147H232L233 148V152H231L230 154L229 153H227V150H226ZM153 148H155V150L153 149ZM183 148V149H184ZM188 147L186 146V149H187ZM197 148H196V150H197ZM205 148V147H204ZM72 149V148H71ZM116 149V148H115ZM118 149H116L117 150V152L118 153H122V150H123V148L121 147L120 149H121V152H119L120 151V149H119V151H118ZM142 149V148H141ZM200 149V148H199ZM70 150V149H69ZM104 150V151H105ZM109 150V149H108ZM185 150V149H184ZM184 150H183V152H184ZM196 150H195V155H198V154H196ZM110 151H111V148H110ZM109 151V152H110ZM182 151V150H181ZM198 151V150H197ZM205 151V150H204ZM203 150L201 151V152H204ZM190 152V151H189ZM206 152V151H205ZM204 152V153H205ZM97 153V152H96ZM111 153V152H110ZM132 153V152H131ZM142 153V152H141ZM185 153V152H184ZM192 154H190V156L191 155H193V152H191ZM197 153H200V152H197ZM183 154V153H182ZM188 154V153H187ZM201 154V153H200ZM199 154V155H200ZM95 155V154H94ZM142 155V154H141ZM140 155V156H141ZM203 155V154H202ZM230 155V156H229ZM102 156V155H101ZM110 156V155H109ZM119 156V155H118ZM185 156V155H184ZM183 156V159H185L186 157H184ZM204 156V157H203ZM203 156H201L200 157V159L197 161L196 160V158H194V160H196L197 162H200V160H202L201 158L203 157V160L205 159V161H206V158H205V154L203 155ZM23 158H24V156H22ZM127 157V156H126ZM144 157V156H143ZM150 157V156H149ZM154 157H156V159H154ZM193 157V156H192ZM207 157V156H206ZM207 157V158H208ZM94 158V157H93ZM98 158V157H97ZM105 158V157H104ZM189 158H191V157H189V155H188V160H189ZM95 159V158H94ZM122 159V158H121ZM132 159V158H131ZM145 159V158H144ZM209 159V158H208ZM231 159V160H232ZM109 160V159H108ZM140 160V159H139ZM230 160V161H231ZM232 160V161H233ZM28 161V160H27ZM145 161V160H144ZM146 161H147V159H146ZM145 161V162H146ZM184 162H190V160L189 161H185V160H183ZM191 161H193V160H191ZM208 161V160H207ZM206 161V162H207ZM222 163H221V162ZM26 161H23V164L22 165H24V164H26L25 163ZM97 162V161H96ZM153 162V161H152ZM21 163H22V161H21ZM98 163L100 164V162L98 161ZM110 163V162H109ZM147 163V162H146ZM146 163H142V165L143 164H145V165H148V164H146ZM149 163V162H148ZM29 164V163H28ZM112 164V163H111ZM159 164H155V162H154V165H159ZM161 164V165H162ZM190 164V163H189ZM193 164V163H192ZM202 164H204V163H202ZM103 164H102V162H101V165L100 166H102ZM206 164H204L203 166H205ZM210 165H209V167H210ZM230 165H232L231 163H230ZM105 166V165H104ZM103 166V167H104ZM185 166V165H184ZM202 166V167H203ZM208 166V165H207ZM215 166V165H214ZM234 166V165H233ZM233 166H231V169L233 168ZM25 167V166H24ZM103 167H101L100 169H101V171H106L107 172V170H104V169H102ZM147 168L146 166H143V168ZM160 167V165L157 167H155V173L153 172L152 173V175H151V173H148L147 174V178H148V175L150 176L149 177V182H148V184H149V187L151 188V191L154 189V190H156V188L157 187H154V186H156V184H157V182L158 181H156L154 178V176H156L157 174V172H161V170L159 171L158 170V168ZM192 167V166H191ZM206 167V166H205ZM205 167H203V168H205ZM217 168V167H214L215 168V171H216V173H215V178H217L216 180H218V181H220V179H221V175H223L224 174V172L226 173V174H231V173H233L232 171H233V169H232V171H230L229 172V169H228V173L226 172V171H223L224 169H221V168ZM116 168V167H115ZM141 168V167H140ZM144 168V169H145ZM157 168V169H156ZM186 168V167H185ZM188 169H190V171H191V168H189V166L187 167ZM186 168V169H187ZM211 168V170H212V168L213 167H210ZM213 168V169H214ZM28 169V168H27ZM106 169V168H105ZM160 169V168H159ZM161 169H162V171H163V166H161ZM218 169H220V170H218ZM236 169V168H235ZM238 169V168H237ZM237 169H236V171H234V174H235V172H237ZM29 170H31V169H29ZM111 170H114V169H111ZM184 170V169H183ZM204 170V169H203ZM205 170L208 172V170H207V167L205 168ZM205 170H204V172H205ZM209 171V172H211L209 175H211L212 174V172L214 173L215 171ZM217 170H218V173H217ZM221 170L223 171V173L221 172ZM27 171V170H26ZM187 171V170H186ZM189 171V170H188ZM238 171H239V169H238ZM102 172V173H103ZM106 172H104V173H106ZM142 172V171H141ZM144 172V171H143ZM145 172H146V170H145ZM207 172H206V175H207ZM208 172V173H209ZM27 173H28V171H27ZM108 173L110 174V172L108 171ZM106 174V175H109V174ZM147 173V172H146ZM190 173V172H189ZM240 173H242V172H240ZM252 173H254V174H252ZM115 174H116V172H115ZM159 174L160 173H158V175L157 176H159ZM185 174H187V175H189L188 174V172H186ZM225 174V175H226ZM202 175H204V174H201V176ZM223 176L222 177V179L224 178V182L222 181H220L221 183H219V182H217V181H214V175L212 176H208L207 177V181H208V178H214V179H212L213 181H211V179H210V181L212 182V185H213V183H215V185H216V182L219 184V187L221 186V188H222V191L220 190V188L219 187H217V186H215V187H217L219 190H220V192H224V193H218L216 190H218L217 188H215L216 190H215V193L217 194H219V195H216V197L217 196H219V198L217 197V199L219 200L220 199V203H221V201L222 200H225L224 198H226L227 199V201H222L223 202V205H224V212L226 211V213H224L225 214V216H226V214H228L227 212H229V210L228 209H231V208H228L227 209V207H228V205L230 204V199H232V198H227V197H230V195L232 194V192H230V191H232L231 189H232V187H228V186H230L232 183H229L230 182V180L232 181L233 179H232V175H230V180H228L229 178L227 177L228 175H226V176ZM236 175H237V177H240L241 176V174H239V173H236ZM115 176V175H114ZM107 177V176H106ZM111 177V176H110ZM109 177V178H110ZM151 177H153L152 179H151ZM227 178V180H225L226 178ZM112 178V177H111ZM113 178H116V177H113ZM112 178V179H113ZM146 178V179H147ZM173 179H174V176L172 177ZM182 178H183V176H181L179 179H181V182H182ZM234 178V177H233ZM112 179H110V181L112 180ZM150 179H151V182H150ZM175 179H176V177H175ZM179 179H177V182L178 181H180ZM185 179H186V181H187V176H184V178H183V181L185 182ZM201 179H203V178H201ZM221 179V180H222ZM148 180V179H147ZM159 180V179H158ZM107 181V180H106ZM155 181H156V184H155ZM200 181V180H199ZM199 181H197V182H199ZM210 181H208L209 182V184H211L210 183ZM227 181H229V182H227ZM152 182H154L153 184L154 185H152ZM204 182H206L205 180H204ZM208 182H206L207 183V186H206V189L207 188H209L208 187ZM206 183H204L203 184V186L204 185H206ZM223 183H225L224 185H223ZM227 183V184H226ZM228 183H229V185H228ZM151 184V185H150ZM197 184V188L199 189V187L200 186H198L199 184H201V186H202V183H196ZM217 184V185H218ZM187 185V184H186ZM174 186H176V185H172V187L174 188V189H176ZM211 186V185H210ZM224 186H226L225 187V189H224ZM190 187H191V185H190ZM227 187L230 189L229 190V194H227L228 193V189H227ZM99 188H101V187H99ZM149 188V189H150ZM171 188V187H170ZM172 188V192H173V189ZM195 188V187H194ZM202 188H205V187H202ZM62 189V193H63V188H61ZM225 191H224V190ZM227 189V190H226ZM171 190V189H170ZM195 190V189H194ZM200 190V189H199ZM198 190V191H199ZM204 190L205 189H203V193H206L207 192V190L204 192ZM210 190V189H209ZM104 191V190H103ZM107 191V190H106ZM195 191H197V190H195ZM201 191H202V189H201ZM201 191H200V193H201ZM111 192V191H110ZM155 192V191H154ZM153 192V194H154V198H155V196H156V194ZM177 192H179V191H177ZM177 192H176V190H175V192H174V194H177ZM209 192V191H208ZM225 192H227L226 194H225ZM190 193H191V191H190ZM197 193V192H196ZM199 193V192H198ZM105 194H106V192H105ZM111 194V193H110ZM110 194H109V191H108V195L110 196ZM178 194H180V193H178ZM178 194H177V197H178ZM182 194V195H181ZM180 195H181V197H183L184 196V194L183 193H181ZM220 194H224L222 197L223 198H220L221 196H220ZM107 195V196H108ZM112 195H113V192H112ZM152 195V194H151ZM180 195H179V197H180ZM198 195H200L201 196V194H196V198H198L199 196ZM208 195V194H207ZM215 195V194H214ZM227 195V197H225ZM171 196H172V194H171ZM113 197V196H112ZM187 196L185 195V197H183V198H186ZM205 197V196H204ZM231 197H232V195H231ZM61 198H62V200H63V198H65L63 195H61ZM106 199L107 198H109V197H105ZM116 197L114 196V199H115ZM189 198V197H188ZM194 198V197H193ZM200 198H202V196L200 197ZM206 198V197H205ZM214 198H215V196H214ZM199 199V198H198ZM197 199V200H198ZM203 199V198H202ZM216 198H215V200H216V202H218V200H217ZM110 200V199H109ZM116 200H118V197H117V199ZM204 200V201H203ZM203 200H201L202 202H205L206 201V199H203ZM209 200V199H208ZM207 200V201H208ZM111 201H112V198H111ZM111 201H110V203H111ZM113 201H115V200H113ZM169 201V200H168ZM200 201V202H201ZM224 202H226V203H228V205L225 203L224 204ZM180 203V202H179ZM168 204H170L171 205V203H168ZM182 204V203H181ZM169 205V206H170ZM178 205V207L177 208H179V206H181V205H179V204H177ZM190 205V204H189ZM219 205V204H218ZM221 205V204H220ZM253 205H255V204H253ZM253 205H251V207L252 208H254L253 207ZM166 206V205H165ZM190 206H192L191 207V212L193 211L192 209H194V207H193V204L192 205H190ZM211 205L209 204V206H208V208L210 207ZM230 206V205H229ZM258 206V205H257ZM150 207H151V205H150ZM163 207V206H162ZM171 207V206H170ZM170 207H168V208H166V209H169ZM172 207H173V205H172ZM171 207V208H172ZM185 208L184 206H181L180 207V209H182V211H183V208ZM216 208V206H214V204H213V206H211V208ZM220 207H222V205L220 206ZM231 207V206H230ZM232 207H234L233 205H232ZM250 207V208H251ZM174 208V207H173ZM202 208H204V206L202 207ZM210 208V209H211ZM251 208V209H252ZM258 208H259V206H258ZM103 209V208H102ZM150 210H152V207L151 208H149ZM190 209V208H189ZM217 209V208H216ZM215 209V210H216ZM223 209V208H222ZM241 209H243V208H238L237 209V213L235 214V215H237L238 216V210H240L239 211V213L241 214ZM250 209V210H251ZM255 210H256V207L254 208ZM123 210H125V209H123ZM205 210H207V209H205ZM228 210V211H227ZM232 210L233 209H231V212H232ZM245 210V209H244ZM246 210H249L248 208H246ZM246 210L245 211H243L242 210V212H246ZM261 210H262V208H261ZM260 209H258V211H261ZM116 211V210H115ZM194 211H196V212H194ZM194 211H193V213L194 214H198V213H200V212H197V210H195L194 209ZM199 211V210H198ZM201 211V210H200ZM236 211V210H235ZM175 212H177V211H173V212H171V214H170V212L169 213H167V212H165L164 214H163V216L165 215V217H166V215L168 216V215H172V213H175ZM186 212H187V210H186ZM185 212V209H184V212L183 213H185V214H181V212L179 211V213H180V215H188L189 216V210H188V213H186ZM201 212H203L204 213V211H201ZM210 212H211V210H210ZM212 212H213V210H212ZM211 212V213H212ZM247 212H248V214H247ZM245 214H247V216L249 217V212L250 211H247ZM252 213H251V215L253 216V219L250 217V222H251V219L253 220V221H256V222H260V221H258L259 219H260V216H258L257 218H258V220H255V218H254V216L256 217L257 215L254 213V210L252 209V211H251ZM255 212H257V210L255 211ZM262 212V211H261ZM261 212H259V214L261 213ZM214 213V212H213ZM33 214V213H32ZM177 214V213H176ZM193 214V215H194ZM201 215H202V213H200ZM199 214V215H200ZM239 214V216H241ZM244 214V213H243ZM244 214V216H246ZM254 214V215H253ZM258 214V213H257ZM258 214V215H259ZM35 215V214H34ZM34 215H30V218H32L35 222H37L38 223V225H39V227H40V229L44 232H46V227H45V223L47 222V220L45 219V215L44 214H39L38 216H36L35 215V217H36V219H34L33 218V216ZM126 215V214H125ZM178 216V217H181V216ZM185 216V218L187 217L188 218V216ZM191 215V214H190ZM200 215V216H201ZM214 214H212L211 215V217L213 216ZM250 215V216H251ZM162 216V217H163ZM196 216V215H195ZM199 216V217H200ZM208 217H209V215H207ZM207 216H205V218L207 217ZM236 216V218H238ZM243 216V217H244ZM148 217V216H147ZM165 217H163V220H165V221H167V220H169V217L166 219ZM172 217V216H171ZM242 217V218H243ZM183 218H184V216H183ZM183 218L181 217V218H179L180 219V221L182 220L183 221ZM185 218H184V221H186L185 220ZM189 218H190V220H191V217L189 216ZM203 218V217H202ZM239 218H241V217H239ZM239 218H238V220H239ZM241 218V219H242ZM195 219H196V221L197 220H199V219H197L196 217H195ZM208 219H211V218H208ZM147 220H149L148 218H147ZM170 220H171V218H170ZM173 220V219H172ZM202 220V219H201ZM200 220V221H201ZM204 220V219H203ZM238 220H236L235 222L236 223H238V224H234V225H240V222L238 221ZM245 220H247V219H244V221L242 220V228L244 227L243 225H245L243 222H245ZM249 220H248V223L246 224V225H249ZM261 220V219H260ZM181 221V224L183 223L184 225H182L183 227V229L185 230V231H187L188 233H190L189 231H191V234H193L192 236L194 237V233H196L195 231V228H196V226L195 227H193V228H191V229H193V231L192 230H189L188 228L191 226H194L193 224H195V223H191V221H195V220H191L190 222H189V226H188V224H187V226H185V222L183 221L182 222ZM188 221V220H187ZM195 221V222H196ZM209 221V220H208ZM208 221H207V223H208ZM238 221V222H237ZM241 221V220H240ZM252 221V222H253ZM262 221V223H264L263 222V219L261 220ZM147 222V221H146ZM199 222V221H198ZM202 222V221H201ZM234 222V223H235ZM254 223L255 224V227H257L256 225L257 224H259V223ZM34 223V222H33ZM169 222H167V224H165L166 226L168 225V226H170L169 224H168ZM172 223H174V220L171 222V226L170 227H172L173 228V226L174 225H172ZM200 223V222H199ZM199 223H198V225H199ZM205 223V222H204ZM210 223H211V221H210ZM210 223H208V225L210 224ZM261 223V222H260ZM261 223V224H262ZM176 224V223H175ZM201 224V223H200ZM252 224V223H251ZM250 224V225H251ZM253 224V225H254ZM260 224V225H261ZM165 225H164V227H165ZM211 225V224H210ZM253 225H251L250 226V228H247V227H249V226H246V229H249V230H253L254 229V226ZM260 225H259V227H258V231H260V230H262V225H264V224H262L261 225V229H259L260 228ZM65 226H67V224L65 225ZM69 226V225H68ZM117 226V225H116ZM145 226V225H144ZM147 226V225H146ZM204 226V225H203ZM235 226V227H236ZM237 226V227H238ZM236 227V229H238V232L239 233H237L236 232V229H235V233L233 232L234 231V227L229 231V229L227 230V232H226V229H227V227H229V225L228 226H226L224 229H225V232L226 233H224V234H226V235H224L223 234V232H222V229H219V231L218 230H214L216 233H214V231H212V235H209V236H213V235H216V234H218L220 231H221V234H223L222 236L220 235V237H221V241L220 240H216V241H220V243L223 245V247H222V251H224L225 253V255H223V256H226L225 258H221V260H220V258H218L219 260L217 261L218 262V264H220V262L219 261H223L222 259H225L226 261H227V263L229 264V260H232V258L234 257L233 255L234 254H237V252L235 253H233L231 250V248H230V246L232 247V244H234V243H232L233 241L232 240H234V239H230V236H232V235H230V234H236L237 233V235H238V239H237V235H234V236H232L231 238H236L235 240H238V241H240V243H238V241H236V243H238L237 244V246L239 245V244H241V242H244L243 240H245V239H240V238H242L241 236V231H246V229L245 228H243V229H245V230H243L241 227ZM253 226V227H252ZM170 227H165L166 228V230H164V233H165V235L167 234V237L165 236V238H167V239H169L173 234H175L176 235V238H175V236H174V239H173V241L174 242H179L178 244L180 245V244H182L181 242L183 241L184 242V245L188 242L187 240V242L185 241V239L183 238V240L181 241L178 237L179 236H177V234L176 233H172V231L173 232H176L175 231V229L174 230H172V228H170ZM188 227V228H187ZM221 227V224L219 225L218 224V228H220ZM67 228H69V227H67ZM148 228V227H147ZM147 228H145L146 230H147ZM175 228V227H174ZM185 228H187V229H185ZM199 229H200V227H198ZM198 228H196V229H198ZM201 228H202V224H201ZM70 229V228H69ZM68 229V231L66 230V233L68 234V237H70V242H71V246H72V249L73 250H75V251H77L78 252V254L80 255V256H82V258H86V256L87 255H89V253H90V250L89 249H87L86 248V243H85V241H83V238L81 239L80 237H76V234H74V232L73 231H71V229L69 230ZM144 229V230H145ZM198 229V230H199ZM223 229V230H224ZM240 229V230H239ZM256 230H257V228H255ZM254 229V230H255ZM117 230V229H116ZM115 230V231H116ZM146 230H145V233L144 234H146ZM195 230V231H194ZM198 230H197V233H199L198 232ZM200 230H202V229H200ZM233 230V231H232ZM249 230H247V231H249ZM251 230V231H252ZM256 230L255 231H253L254 233H258V232H256ZM119 231V230H118ZM232 231V232H231ZM246 231V232H247ZM251 231H249L248 233H245V236H248L249 235V237H250V232ZM117 232V231H116ZM193 232V233H192ZM202 232H204L203 230L201 231V233ZM206 232V231H205ZM205 232H204V234H205ZM229 232V233H228ZM231 232V233H230ZM261 232V231H260ZM259 232V233H260ZM264 232V230L262 231V233ZM148 233V232H147ZM196 233V235L197 236H199L198 234ZM244 233V232H243ZM254 233H251V236L254 234ZM257 234V238H259V242H258V246H260L259 245V243L261 242L262 243V241L264 242V239L262 240V238H264L263 237V235H262V233L261 234ZM170 236H169V235ZM190 234V235H191ZM229 234V235H228ZM77 235H79V234H77ZM183 235V234H182ZM181 235V236H182ZM195 235V236H196ZM241 235V236H240ZM244 235V234H243ZM255 235L256 234H254L253 235V237L254 238H256L255 237ZM262 235V238L260 237ZM147 236V235H146ZM168 236H169V238H168ZM201 236H202V234H201ZM204 236V235H203ZM217 237H214L215 239L216 238H218V235H216ZM225 236V237H224ZM229 236V239L232 241V242H230V246H229V240L227 241V237ZM240 236V237H239ZM259 236V237H258ZM219 237V238H220ZM222 237H224L225 239H222ZM252 237V238H253ZM81 240H80V239ZM126 238V237H125ZM125 238L123 239V240H125ZM145 238V237H144ZM149 239V237L147 236L146 237V239ZM152 238V237H151ZM173 237H171V239H172ZM181 238V239H182ZM191 239L189 240V241H191V240H193L192 242H189L190 244L191 243H194L195 241H197L196 239H200V238H192V237H190ZM210 238V237H209ZM213 238V237H212ZM212 238H210L211 240H212ZM214 238H213V242H214ZM218 238V239H219ZM243 238H245V237H243ZM251 238V239H252ZM127 239V238H126ZM147 239V240H148ZM201 239H203V238H201ZM200 239V240H201ZM204 239H206V238H204ZM208 239V238H207ZM206 239V240H207ZM210 239H208V241H210ZM249 240V241H251V242H253L252 240ZM145 241V243L147 242V246L149 245L148 243H151L150 241V239L148 240V241ZM199 240V242L197 241V245H198V243H200L201 241ZM242 240V241H241ZM256 240V239H255ZM127 241V240H126ZM203 241V240H202ZM205 241V240H204ZM216 241L214 242L215 244H216ZM245 241H247V240H245ZM248 241V242H249ZM132 242H133V240H132ZM131 242V243H132ZM156 242V241H155ZM169 242V241H168ZM174 242H171L170 241V243H174ZM186 242V243H185ZM206 242V241H205ZM204 242V243H205ZM212 242V241H211ZM211 242H207L208 243V247L206 248V245H205V248H206V250H208V252L205 250V252H207L208 254H204L203 253V255H207V256H211L212 258H211V260L213 261V259H217L216 258V255L215 254H219V256L221 255L220 253L222 252H219L218 251V249H217V251L216 252H219V253H216L215 252V250H216V248L214 249V246H215V244H213L214 246H212V245H210L211 244ZM212 242V243H213ZM228 242V243H227ZM249 243L248 245L251 247V244H253L254 245V243ZM257 242H255L256 244H257ZM134 243V242H133ZM154 243V242H153ZM153 243H151L150 244V247H149V250H151V251H146L145 252V254L147 255V257L149 258L150 256V254H151V256L153 255V253H151V252H153L152 251V246L154 245ZM167 243V242H166ZM177 243H175L177 246H175V251L174 252H176V250L178 249V248H176V247H178L179 245L177 244ZM202 243V242H201ZM200 243V244H201ZM203 243V244H204ZM210 243V244H209ZM245 243L246 242H244V244L242 245V251L245 249H247V251L248 250H250L251 252H252V249H253V245H252V249H250L249 247H247V248H245L244 246H245ZM123 244V243H122ZM124 244H126V242L124 241ZM129 244H130V242H129ZM128 244V245H129ZM202 244V245H203ZM135 245V244H134ZM184 245L182 244L181 246H183V249H186L187 251H189L190 249V247H189V245H188V243H187V246H185L184 247ZM194 245V244H193ZM193 245H191V247H193ZM219 245V247H217V248H219L220 249V244H218ZM124 246V245H123ZM136 246V245H135ZM174 246H171V245H169V247L171 248V247H174ZM204 246V245H203ZM233 246H235V245H233ZM87 247H88V244H87ZM155 247V246H154ZM189 247V248H188ZM194 247H195V245H194ZM216 247V246H215ZM241 246H239V248H240ZM261 248H262V246H260ZM133 248V247H132ZM147 248V247H146ZM156 248V247H155ZM209 248V249H208ZM233 248V247H232ZM238 248V249H239ZM244 248V249H243ZM162 250H161V252L162 253H160L161 255H163L162 257H161V255L159 256V259H161V258H163V257H165V258H168V255L166 256L165 254H168V252L166 253V250H165V252H164V250H163V248H161ZM180 246H179V251L180 252H182L181 250H183ZM241 249V248H240ZM264 249V248H263ZM185 250V252L187 253V251ZM193 250H194V248H193ZM199 250H200V248H199ZM198 250V251H199ZM204 250V248L201 250L202 252H204L203 251ZM221 250V249H220ZM254 250V249H253ZM255 250H256V248H255ZM254 250V251H255ZM258 250V249H257ZM256 250V251H257ZM262 250V249H261ZM179 251H177V254H175V255H178V257H179V259L180 258H182V257H180L179 255H180V252ZM196 251V250H195ZM194 251V252H195ZM201 251H199L200 253H202ZM235 251H236V249H235ZM255 251V252H256ZM191 252H192V249L190 250V252H188V254L190 253L191 254ZM244 252H246V251H244ZM259 252V251H258ZM261 252V251H260ZM125 253V252H124ZM123 253V254H124ZM165 253V254H164ZM179 253V254H178ZM196 253V252H195ZM195 253H192L193 255H195ZM233 253V254H232ZM247 254H248V252H246ZM144 254V253H143ZM145 254L143 255V256H145ZM184 254V253H183ZM238 254L239 255H241L239 252H238ZM246 254V255H247ZM255 255V253L253 254V253H250V255ZM262 254V253H261ZM186 255V254H185ZM184 255V258L183 259H185L186 257H188L187 258V261H186V259L184 260V263L185 264H187V263H189V261H190V259H189V255L188 256H185ZM202 255V256H203ZM250 255H248V256H250ZM251 255V256H252ZM256 255H259L258 253H256ZM263 255V254H262ZM262 255H259L260 257L262 256ZM154 256V255H153ZM181 256H183L182 255V253H181ZM218 255H217V257H219ZM228 256V257H227ZM237 256V255H236ZM247 256V257H248ZM177 257V256H176ZM178 257H177V259H178ZM190 257L191 258H193V256H191L190 255ZM198 257H200V256H198ZM255 257H257V256H255ZM152 258V257H151ZM151 258H150V260H151ZM200 258H204V257H200ZM227 258H229L228 260H227ZM262 259H263V257H261ZM261 258L259 259V260H261ZM178 259V260H179ZM205 259H207L206 257L204 258V260ZM210 259V257L208 258V260ZM234 259H235V257H234ZM239 259H241V258H239ZM243 259H244V257H243ZM242 259V260H243ZM249 259H250V261L252 260L251 258H248V260L246 259L245 261L248 263V261H249ZM144 260H145V258H144ZM182 262H183V260L182 259H180ZM208 260H206V261H203L202 259H201V261H203V263L204 264H207L206 262L208 261ZM211 260H209V262H208V264H210V261ZM214 260V261H215ZM214 261H213V263L211 262V264H215L214 263ZM234 261V260H233ZM236 261V260H235ZM261 261H263V260H261ZM187 262V263H186ZM225 262V261H224ZM232 262V261H231ZM244 262V261H243ZM202 263V264H203ZM261 263V262H260ZM189 264H191V263H189ZM222 264H225V263H223L222 262ZM231 264V263H230ZM232 264H234V262H232ZM235 264H238V262H236Z\"/></svg>","mask_w":264,"mask_h":264}]
</instances>
